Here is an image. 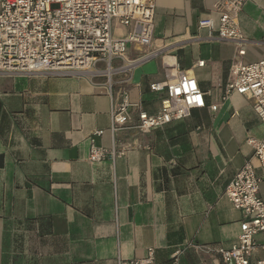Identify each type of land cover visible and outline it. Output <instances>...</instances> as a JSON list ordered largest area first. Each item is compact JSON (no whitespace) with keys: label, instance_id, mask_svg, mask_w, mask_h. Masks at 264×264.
Instances as JSON below:
<instances>
[{"label":"crops","instance_id":"0c3cea01","mask_svg":"<svg viewBox=\"0 0 264 264\" xmlns=\"http://www.w3.org/2000/svg\"><path fill=\"white\" fill-rule=\"evenodd\" d=\"M215 1L156 0L150 49L174 54L206 102L163 127L122 129L113 139L101 78L0 74V264H117L119 257H146L149 247L154 264L167 263L178 248L179 264H224L216 249L237 241L244 217L225 189L253 156L247 138H263L264 122L252 97L223 95L234 63L264 58V0L244 3V55L232 41L192 39L207 35L199 19L211 16L218 26ZM123 27L115 37L127 36ZM166 77L156 57L136 67L113 99L126 89L154 114L162 95L150 84ZM97 130L104 131L97 145L124 154L90 162ZM260 195L264 200V180ZM263 256L258 249L252 260Z\"/></svg>","mask_w":264,"mask_h":264},{"label":"built area","instance_id":"2783aa9c","mask_svg":"<svg viewBox=\"0 0 264 264\" xmlns=\"http://www.w3.org/2000/svg\"><path fill=\"white\" fill-rule=\"evenodd\" d=\"M246 0H216L212 9L219 15L216 26L213 17L199 19L198 28L207 35L193 40L218 39L232 41L240 55L246 52L248 39L240 25V14ZM156 0H0V74L24 76H78L91 81L101 78L111 97L110 133L114 139L122 129L150 131L173 121L191 116L194 109L205 107V93L197 79L183 70L174 54L166 48L151 50L154 34ZM129 27L125 37L113 35V20ZM134 50L135 56H130ZM161 56L167 77L150 84L151 91L161 94L160 109L150 114L123 89L120 100L113 99L114 89L123 87L139 65ZM204 61L199 62L203 65ZM233 93L252 97L254 109L264 122V58L251 63L236 62L231 67V79L225 86L223 100ZM136 108L134 119L132 109ZM213 110L217 105L212 106ZM88 160L97 163L109 156L123 155L99 146L94 137ZM253 156L246 159L225 194L243 212L240 233L230 247L220 246L216 252L224 264H264V256L252 260L253 254L264 252V200L260 186L264 180V137H248ZM253 158L263 172L256 173ZM262 237V240L258 239ZM144 258L123 260L117 264H154L155 248L149 247ZM181 250L176 249L165 264H179Z\"/></svg>","mask_w":264,"mask_h":264},{"label":"rangeland","instance_id":"374dc122","mask_svg":"<svg viewBox=\"0 0 264 264\" xmlns=\"http://www.w3.org/2000/svg\"><path fill=\"white\" fill-rule=\"evenodd\" d=\"M113 32L114 36L124 35L127 32V29L123 27V25H120L117 23V20H113Z\"/></svg>","mask_w":264,"mask_h":264}]
</instances>
